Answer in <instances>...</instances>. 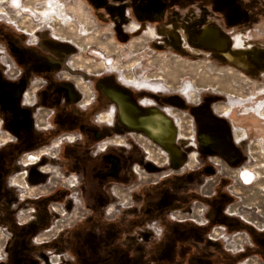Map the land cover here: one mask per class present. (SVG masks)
I'll return each instance as SVG.
<instances>
[{"label":"rangeland","instance_id":"374dc122","mask_svg":"<svg viewBox=\"0 0 264 264\" xmlns=\"http://www.w3.org/2000/svg\"><path fill=\"white\" fill-rule=\"evenodd\" d=\"M13 1L0 0V264H23L24 254L54 264L46 258L57 252L71 264V234L87 248L114 240L129 249L127 264H158L162 254L169 264H264L255 253L264 238V0H51L63 23L42 13L49 0ZM209 31L222 46L202 43ZM118 92L139 121L156 110L174 118L177 155L151 130H129ZM65 134L75 141L42 155ZM27 153L38 163L22 166ZM47 165L74 174L76 186L43 173ZM240 170L255 178L244 182ZM194 202L190 217L203 209L208 224L167 217ZM166 231L176 250L153 251Z\"/></svg>","mask_w":264,"mask_h":264},{"label":"flooded vegetation","instance_id":"af4514ba","mask_svg":"<svg viewBox=\"0 0 264 264\" xmlns=\"http://www.w3.org/2000/svg\"><path fill=\"white\" fill-rule=\"evenodd\" d=\"M24 32H25V30H23ZM18 66V65H17ZM18 68H20L19 66H18ZM52 68V67H51ZM59 68V67H58ZM57 68V69H58ZM127 80H129V79H127ZM27 94V93H26ZM117 99V98H116ZM118 101V100H117ZM90 103V101H88V102H86V104H89ZM119 103V102H118ZM120 104V103H119ZM120 108H121V105H120ZM39 109H41V108H39ZM116 110V109H115ZM121 110H122V108H121ZM157 114L160 112L159 110H156L155 111ZM161 113V112H160ZM107 115V114H106ZM163 115H165V114H163ZM158 116V115H157ZM166 116V115H165ZM103 117V115L102 114H100L99 115V118H102ZM169 119H170V122L172 123L173 121H174V118L173 117H170V116H167ZM104 120H108V119H103V121ZM102 121V120H101ZM175 123V122H174ZM176 125V124H175ZM175 125H172L174 128H175ZM152 129H153V127H152V125L150 126ZM129 128V127H128ZM133 128V129H132ZM132 128H130L129 130H134V131H136V132H140V131H142V129H146V130H148V131H150L149 130V128H148V126H144L142 129H135L134 127H132ZM174 130V129H173ZM175 131H176V128H175ZM151 133H152V135L153 136H155L154 135V132L153 131H151ZM68 134H71V133H68ZM68 134H65V135H63L62 137H59V138H56V139H54L53 141H52V143H51V145L50 146H47V147H45L44 149H47V151H44L43 150V152H42V155H47V156H49V157H52V155H50L52 152H51V149H52V147H58L59 146V144L62 142V140H66V141H68V142H73V141H75V137H74V135L72 134V135H70V137H71V140H69L68 139ZM102 135L100 134V136H98V137H96V138H99V137H101ZM244 137L243 136H240V137H238V138H236V140H241V139H243ZM56 140H57V142H56ZM115 145H117L116 143H114ZM174 146V145H173ZM172 146V147H173ZM106 148V144L104 145V146H102L101 148H99V150H104ZM122 148V147H121ZM123 148H126V151H125V154L127 155V154H129L130 153V150H131V147H127V145L125 146V147H123ZM105 152H107V151H104V153ZM117 157L115 158L116 160H117V162H118V165H119V161H120V159H121V155L119 154L118 155V153H115V152H113ZM148 153H150V151H148ZM146 154V153H145ZM160 154H162V155H164L163 154V151H161L160 150ZM40 157H41V155H38V154H35V153H27L26 154V158L23 160V162L21 163V165L22 166H29V165H35V164H37L38 163V161H39V159H40ZM144 158H145V160L146 161H149L148 160V156H147V154L146 155H144ZM53 166H50V165H47V166H45L44 168H46V169H44V170H42L43 171V173H56V175L57 176H60V178H62V179H64V180H66V181H70L71 183L68 185V186H70V187H75L76 186V182H77V177L74 175V174H71V175H68V176H66V175H63L59 170H58V168H56V167H54V169H51ZM119 167V166H118ZM119 169V168H118ZM245 170H240L239 171V176L241 177V174L244 172ZM139 172V168H137V167H135V173L137 174ZM25 173V171L24 170H20L19 171V175H23ZM70 178V179H69ZM68 179V180H67ZM13 181H14V179H13ZM13 184H15L16 186H18V187H21V188H26L27 187V184L25 183V182H22V183H16V182H14ZM67 184V183H66ZM146 195H148V192H146ZM117 197V196H116ZM144 197V196H143ZM117 198H119V197H117ZM120 199V198H119ZM119 201H117L116 203H118ZM126 201H124V200H122L121 201V203H120V205L119 206H124V203H125ZM143 203H142V206L144 207V209L146 208V209H148L149 208V204H150V202L149 201H146V200H144V198H143V201H142ZM196 202V201H195ZM195 202L192 204V205H189L188 207H186V208H176V207H172L169 211H168V214H167V217L169 218V220H171L172 222H175V223H179V222H187V221H190V223L192 222V224H196V225H199V224H197L196 222H194L192 219H191V217H190V215L191 214H193V211H191V210H193L194 208H195V206H196V204H195ZM116 203H114V204H116ZM130 204V203H129ZM118 206V205H117ZM114 207L113 206H111V208H109V210L111 209V210H114L113 209ZM150 208H151V206H150ZM229 208V207H228ZM185 210V212H183L184 210ZM149 211V210H148ZM190 211V212H189ZM229 211V209H227V213L228 214H232L231 212H228ZM141 213H140V215L139 216H136V217H134V218H131L130 220H129V222H131V223H140V222H138V220L140 219V218H145V214L146 213H144L145 211L143 210V211H140ZM181 215H184V217H182ZM204 216V215H203ZM147 217V216H146ZM94 219V216H92L91 217V219ZM204 218L206 219V217L204 216ZM101 222L102 221H99V225L101 226L102 225V228L104 229V228H106L103 224H101ZM206 222H208L207 221V219H206ZM107 224H110V225H112V226H114V227H116V225L115 224H113V223H107ZM208 224V223H207ZM199 226H201V225H199ZM220 225H212V226H210L209 228H208V232H207V234L209 233L210 234V232H212V231H214V229H215V227H219ZM223 227V226H222ZM50 229V228H49ZM223 229H224V232L226 233V230H225V227H223ZM46 231V230H45ZM160 232V231H159ZM170 232H164L163 233V235H162V237L161 238H159V239H157L156 240V242H152L151 243V245L153 246V245H156V246H158V248L156 249V250H153V251H175L176 249H175V245L173 244V242H171L170 240H171V235L169 234ZM208 234V235H209ZM145 236H146V239L148 238L147 237V235H146V233L144 234ZM207 235V238L209 239V236ZM114 238V237H113ZM225 239V238H224ZM223 239V240H224ZM69 241H68V249H69V251H65L66 252V254L68 255V253L70 254V255H72V260H73V262L71 263V264H127V259H126V256L128 255V251H129V249H127V248H123L122 246H117L115 243H114V240L112 241H110L109 243H106V244H100L99 243V241L98 240H96L94 243H93V246L91 247V248H87V247H84L83 246V244L82 243H79L78 242V240H76V238H74L73 237V235L71 234L70 235V238L68 239ZM210 240V239H209ZM243 245V244H242ZM149 247H151V246H149ZM149 247H147V246H145L144 247V249L146 250V249H149ZM242 247V246H241ZM191 248V247H190ZM144 250V251H145ZM90 251H93V253H91ZM105 251H122V255L119 257V259H117V258H113L111 255H108V258L106 259V256H107V254H104V252ZM125 251H127V253L125 252ZM142 251V250H141ZM190 252H192V251H189V254H190ZM54 252L53 251H46V254H53ZM61 255H62V253L61 252H57V253H55V254H53V257H56L57 259H58V263H56L57 262V259L56 258H52V261H53V263H56V264H59V262H61ZM24 256V259H23V264H40V261H39V259H37L35 256H32V255H30V254H24L23 255ZM191 256V255H190ZM52 257V256H51ZM51 257H47L46 258V260L47 261H49L50 262V258ZM248 259V258H247ZM55 260V261H54ZM135 262V261H134ZM169 264V262L167 261V258L165 257V255L164 254H162V255H160V258H159V260H158V264ZM11 264H17L16 262H14V263H11ZM187 264H189V263H187Z\"/></svg>","mask_w":264,"mask_h":264},{"label":"bare ground","instance_id":"6f19581e","mask_svg":"<svg viewBox=\"0 0 264 264\" xmlns=\"http://www.w3.org/2000/svg\"><path fill=\"white\" fill-rule=\"evenodd\" d=\"M17 0H14L13 1V4L16 3ZM33 3V2H32ZM56 3V2H55ZM57 4V3H56ZM33 6V5H32ZM45 11H42L43 14H47V13H50L54 19L56 20H59L57 21L58 23H63L65 20V15L61 9L54 4V2H52L51 0H49V8H44ZM25 18H29V17H25ZM64 20V21H63ZM21 26V25H20ZM22 29V28H21ZM217 32V31H216ZM55 34L57 36H60L62 35V33H60L59 31H56ZM217 35L214 33V32H206L202 38V43L205 45V46H215V45H220L222 46V44H220L219 40L217 39L218 37H216ZM223 42V40H222ZM219 47V46H218ZM7 59H5L6 61ZM5 64V63H4ZM116 98L119 99L120 103H121V107H122V115L123 117H125L127 120L130 121V124L132 127H134L135 129H141L143 128L144 126H148L149 130L153 131L154 132V135L155 133L157 132V134H160L161 132L159 130H169V133L170 135L173 133V128L171 127H168V126H162L163 124H160L157 120V113L156 112H151L150 115H149V119L146 120V121H139L136 117V114L135 112L137 113V107L136 105L131 101V100H128L126 98H124V96L122 95V93L118 92ZM147 122V124H146ZM149 123V124H148ZM152 125L153 129L150 127ZM170 138V137H169ZM57 142V141H56ZM165 143H167L169 146H173L171 140H167ZM216 146V145H215ZM173 148V147H172ZM177 151V150H176ZM225 153V152H224ZM258 173V172H257ZM241 178L244 182H249L253 179V173L249 172L248 170H245L242 174H241ZM223 232V231H222ZM223 235V234H222ZM209 239H212L211 236H209ZM53 258H56V257H53ZM57 259V258H56ZM53 262V261H52ZM58 263V259H57V262ZM54 263V264H56Z\"/></svg>","mask_w":264,"mask_h":264},{"label":"water","instance_id":"95a60500","mask_svg":"<svg viewBox=\"0 0 264 264\" xmlns=\"http://www.w3.org/2000/svg\"><path fill=\"white\" fill-rule=\"evenodd\" d=\"M124 120L127 121L128 124L130 125V128H132V126H131V124H130V121L127 120L125 117H124ZM157 120L160 121V124L166 125V126L171 127V128L174 129V127L171 125L170 119H169L167 116H165V115H163L162 113H160V112L158 113ZM129 125H128V126H129ZM132 129H133V128H132ZM141 129H142V128H141ZM159 131H160L161 133H160V134H157V132H156V136L159 137V138H161V140H162V142L164 143V145L167 146L168 149H169L173 154H175V147L173 146V148H172V147L169 146L167 143H165V142L168 140L169 137L171 138V142H172V138H173L174 133H173L172 135H170L169 130H167V129H165V130H159ZM212 143L217 144L218 146H216V147H218V148H223V147H222V143H223L222 141H221V142H220V141L217 142L216 140H214V141L211 142V144H212ZM172 144H173V143H172ZM175 155H177V154H175Z\"/></svg>","mask_w":264,"mask_h":264},{"label":"built area","instance_id":"2783aa9c","mask_svg":"<svg viewBox=\"0 0 264 264\" xmlns=\"http://www.w3.org/2000/svg\"><path fill=\"white\" fill-rule=\"evenodd\" d=\"M2 51H3V49H2V47L0 48ZM2 51H0V52H2ZM7 57V60L5 61V63H6V67H7V70L10 72V71H12V70H15V69H17L16 68V66H15V64H13V62L9 59V56H5V58ZM19 73V70L17 69V73L16 74H18ZM14 75H15V72H14ZM15 77V76H14ZM176 124V123H175ZM200 211L196 214V217H191V219L194 221V222H196L197 224H200V221H198V219H200V218H204V216H203V209H199ZM191 211H193V213L195 212V208L193 209V210H191ZM205 221H204V223L206 224L207 222H206V219H204ZM215 228H220V226L219 227H215ZM219 230H221V231H224V229H223V227L221 228V229H219ZM210 234H213V231L210 233ZM210 234L208 235V236H210ZM235 235V234H234ZM233 235V236H234ZM239 248H241V247H239ZM1 252H2V250H1V248H0V258L2 257L1 256ZM52 258H53V256L50 258V262L51 263H53L52 262Z\"/></svg>","mask_w":264,"mask_h":264},{"label":"crops","instance_id":"0c3cea01","mask_svg":"<svg viewBox=\"0 0 264 264\" xmlns=\"http://www.w3.org/2000/svg\"><path fill=\"white\" fill-rule=\"evenodd\" d=\"M254 178H255V176L253 174V179ZM255 244H256L255 253H257L261 258L264 259V238H262V239L260 238V240L258 239V241L255 240Z\"/></svg>","mask_w":264,"mask_h":264}]
</instances>
